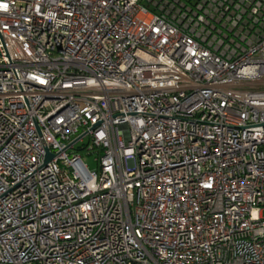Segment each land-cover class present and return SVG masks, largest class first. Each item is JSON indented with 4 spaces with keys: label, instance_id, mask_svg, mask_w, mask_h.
I'll return each mask as SVG.
<instances>
[{
    "label": "built area",
    "instance_id": "2783aa9c",
    "mask_svg": "<svg viewBox=\"0 0 264 264\" xmlns=\"http://www.w3.org/2000/svg\"><path fill=\"white\" fill-rule=\"evenodd\" d=\"M0 264H264V0H0Z\"/></svg>",
    "mask_w": 264,
    "mask_h": 264
},
{
    "label": "rangeland",
    "instance_id": "374dc122",
    "mask_svg": "<svg viewBox=\"0 0 264 264\" xmlns=\"http://www.w3.org/2000/svg\"><path fill=\"white\" fill-rule=\"evenodd\" d=\"M83 156L85 157V162L88 165L89 169L96 170L97 163L95 162V154L86 155V152L84 151Z\"/></svg>",
    "mask_w": 264,
    "mask_h": 264
},
{
    "label": "water",
    "instance_id": "95a60500",
    "mask_svg": "<svg viewBox=\"0 0 264 264\" xmlns=\"http://www.w3.org/2000/svg\"><path fill=\"white\" fill-rule=\"evenodd\" d=\"M51 157H52V154H51L48 150H46V158H45L44 164H45L48 160H50Z\"/></svg>",
    "mask_w": 264,
    "mask_h": 264
}]
</instances>
